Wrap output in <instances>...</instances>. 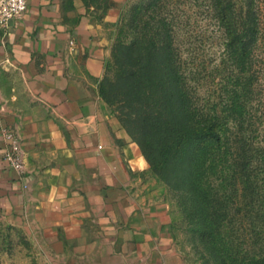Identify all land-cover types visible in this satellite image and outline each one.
<instances>
[{"label":"crops","instance_id":"0c3cea01","mask_svg":"<svg viewBox=\"0 0 264 264\" xmlns=\"http://www.w3.org/2000/svg\"><path fill=\"white\" fill-rule=\"evenodd\" d=\"M112 1L116 15L125 0ZM84 12L29 0L0 32V129L17 127L26 150L19 174L0 131V215L61 243L72 264H187L167 206L134 191L140 148L92 80L105 52Z\"/></svg>","mask_w":264,"mask_h":264},{"label":"trees","instance_id":"16d2710c","mask_svg":"<svg viewBox=\"0 0 264 264\" xmlns=\"http://www.w3.org/2000/svg\"><path fill=\"white\" fill-rule=\"evenodd\" d=\"M218 11L226 32L224 56L240 71L233 67L230 88L218 99L200 92L206 74L191 75L174 55L171 28L120 43L116 76L121 120L154 169L181 192L192 232L210 253L215 225H223L210 210L221 198L210 192L213 177L242 181V236L246 219L254 233L264 229V132L257 106L262 100L252 67L259 16L252 0L242 13L233 0L221 2ZM104 97L112 102L105 92ZM259 254L255 247L245 254L242 246V264H264Z\"/></svg>","mask_w":264,"mask_h":264},{"label":"rangeland","instance_id":"374dc122","mask_svg":"<svg viewBox=\"0 0 264 264\" xmlns=\"http://www.w3.org/2000/svg\"><path fill=\"white\" fill-rule=\"evenodd\" d=\"M80 1L86 8V12L82 14L89 16L98 25L97 43L105 52L102 74L92 80L97 81L108 112L120 122L137 144L121 120V94L116 85V76L120 69V43L141 40L161 26L171 28L174 55L182 59L184 68L191 75L200 78V75L206 74L205 80L201 79L203 84L200 92L211 94L216 99L225 89L230 88L233 78L230 74L240 72L224 56L226 32L218 10L221 2L225 0H125L116 15L109 12L114 6L112 0ZM233 1L238 13H242L249 0ZM252 1L259 16L258 39L252 62L253 80L256 96L262 100V104L257 106L262 114L260 127L264 132V0ZM64 2L67 8L74 7L75 0ZM104 92L112 102L104 97ZM261 136L264 137V133ZM138 146L141 159L135 163L132 171L134 191L147 202H160L167 206L171 231L187 264H242V246L245 254L255 247L260 252L259 255L264 256V229L261 234L254 233L248 224L250 221L246 219L242 236L241 180L216 181L215 177L212 178L215 184L210 187V192L217 193L221 198L219 202L212 203L210 210L212 209L214 220L217 223L221 221L223 225H215L218 229L213 230L211 237L215 244L214 252L210 253L200 238L195 237L192 232V224L181 205V192L165 179L161 171L154 169L139 144ZM73 256L74 254L64 250L63 245L52 237H36L28 228L0 215V264H72Z\"/></svg>","mask_w":264,"mask_h":264},{"label":"built area","instance_id":"2783aa9c","mask_svg":"<svg viewBox=\"0 0 264 264\" xmlns=\"http://www.w3.org/2000/svg\"><path fill=\"white\" fill-rule=\"evenodd\" d=\"M28 6L29 0H0V32L5 30L12 20L24 16ZM0 131L4 141V158L19 174L23 173L26 165V150L20 130L5 124L1 126Z\"/></svg>","mask_w":264,"mask_h":264}]
</instances>
